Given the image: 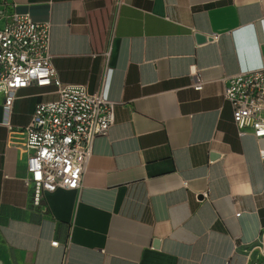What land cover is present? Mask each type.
Here are the masks:
<instances>
[{"label": "crops", "instance_id": "crops-1", "mask_svg": "<svg viewBox=\"0 0 264 264\" xmlns=\"http://www.w3.org/2000/svg\"><path fill=\"white\" fill-rule=\"evenodd\" d=\"M9 3L51 24L61 84L117 105L79 190L34 206L0 97V264H264L253 258L264 236V138L238 137L223 100L224 78L262 66L264 0ZM55 91L20 90L11 127L27 126Z\"/></svg>", "mask_w": 264, "mask_h": 264}, {"label": "built area", "instance_id": "built-area-1", "mask_svg": "<svg viewBox=\"0 0 264 264\" xmlns=\"http://www.w3.org/2000/svg\"><path fill=\"white\" fill-rule=\"evenodd\" d=\"M50 36V23L34 22L28 14L14 12L9 0H0V97L6 116V142L25 157L24 182L31 190L34 206L45 193L79 190L93 141L105 136L114 124L117 105L103 94H89L85 86L64 85L57 80ZM260 52L259 70L223 79V100L231 107L238 137L250 134L264 138V42ZM192 77V89L200 92L204 83L198 74ZM31 86H53L57 98L37 104L29 124L14 129L8 118L16 94ZM259 156L264 162V151ZM196 199L204 202L207 194H197ZM51 246L58 247L59 243L51 242Z\"/></svg>", "mask_w": 264, "mask_h": 264}, {"label": "rangeland", "instance_id": "rangeland-1", "mask_svg": "<svg viewBox=\"0 0 264 264\" xmlns=\"http://www.w3.org/2000/svg\"><path fill=\"white\" fill-rule=\"evenodd\" d=\"M257 247H261V245L257 244V245L255 246V253H254L253 258H255V260H257V263H258V262H259L258 260L263 261V260H264V257H263V255H261L258 251H256ZM257 258H259V259H257ZM253 260H254V259H253Z\"/></svg>", "mask_w": 264, "mask_h": 264}, {"label": "water", "instance_id": "water-1", "mask_svg": "<svg viewBox=\"0 0 264 264\" xmlns=\"http://www.w3.org/2000/svg\"><path fill=\"white\" fill-rule=\"evenodd\" d=\"M195 38H196L197 42H203L204 41V38L202 36H196ZM262 246H264V236L262 238Z\"/></svg>", "mask_w": 264, "mask_h": 264}, {"label": "bare ground", "instance_id": "bare-ground-1", "mask_svg": "<svg viewBox=\"0 0 264 264\" xmlns=\"http://www.w3.org/2000/svg\"><path fill=\"white\" fill-rule=\"evenodd\" d=\"M258 252L264 256V246L258 249Z\"/></svg>", "mask_w": 264, "mask_h": 264}]
</instances>
